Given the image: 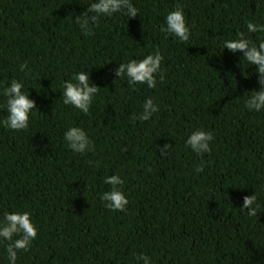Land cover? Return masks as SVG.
Segmentation results:
<instances>
[{"label": "trees", "instance_id": "1", "mask_svg": "<svg viewBox=\"0 0 264 264\" xmlns=\"http://www.w3.org/2000/svg\"><path fill=\"white\" fill-rule=\"evenodd\" d=\"M90 2L0 0V89L23 81L37 110L27 129L0 126V217L29 211L38 230L17 264H137L141 253L154 264H264V111L244 105L258 75L239 50L222 48L246 20L264 23V0H131L136 17L101 16L85 36L74 18ZM178 3L187 42L160 31ZM156 50L155 88L115 77L121 63ZM81 70L99 88L88 114L61 97L63 81ZM148 97L159 109L141 121ZM68 126L86 132L90 151L67 148ZM195 128L214 135L202 156L184 144ZM113 174L124 180L125 211L99 199ZM253 194L260 207L249 217L240 207Z\"/></svg>", "mask_w": 264, "mask_h": 264}, {"label": "clouds", "instance_id": "2", "mask_svg": "<svg viewBox=\"0 0 264 264\" xmlns=\"http://www.w3.org/2000/svg\"><path fill=\"white\" fill-rule=\"evenodd\" d=\"M123 12L129 19L138 15L139 9L133 5L131 0H91L86 11L75 16V23L79 26L83 35H91V25L95 24L101 16L110 17L115 13ZM245 31L235 34L234 38L225 39L222 48L235 54L237 50L242 53V62L249 66H256L258 75V89L250 91V95L245 99V108L249 111H264V23L254 19L245 21ZM160 31L166 37L171 35L179 42L189 41L191 28L186 21L183 7L178 3L172 10L168 11L164 17V22ZM249 34H257L255 40ZM163 56L159 50L150 52L140 59H129L123 62L114 70L115 77L126 79L132 87L136 85H146L149 89L155 88L157 75L163 80L161 64ZM27 62L19 65L20 71H24ZM24 83L21 80L11 79L10 82L0 89V103L6 115L0 119V126L12 131H21L29 126L30 115L36 110L35 101L29 98V93L23 91ZM99 88L90 83L89 75L85 70L72 74L70 79L64 80L62 84V103L79 110L80 113L88 114L91 104L98 93ZM142 111L136 117L141 121L149 120L159 109V105L154 103L153 98H146L142 105ZM37 111V110H36ZM63 140L68 149L74 153L83 154L92 149V143L86 132L79 126H68L63 133ZM214 140L212 132L203 128L191 130L184 140L185 147L190 148L198 156L211 151L210 142ZM171 145L165 144L164 148ZM163 155V149L161 150ZM211 163L210 161L208 162ZM205 161L201 160L195 171H203ZM103 182L110 186L109 190L99 194L100 201L110 211H125L128 198L122 191L124 180L117 174L106 175ZM243 203L241 212L247 210L249 217L257 215L260 207L255 194L242 197ZM38 230L32 221L29 211H5L0 217V244H5L7 264H17V254L19 251H27L32 241L37 237ZM137 264H154L148 255L141 253L136 256Z\"/></svg>", "mask_w": 264, "mask_h": 264}]
</instances>
